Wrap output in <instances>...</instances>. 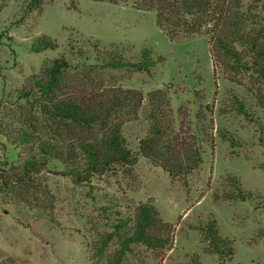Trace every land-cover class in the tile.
<instances>
[{"label": "rangeland", "instance_id": "obj_1", "mask_svg": "<svg viewBox=\"0 0 264 264\" xmlns=\"http://www.w3.org/2000/svg\"><path fill=\"white\" fill-rule=\"evenodd\" d=\"M28 3L0 0V126L31 130L36 125L34 109L20 100L18 91L46 63L66 56L73 65L88 66L70 73L88 76L89 88L103 80L108 87L145 94L166 91L170 106L164 111H170L175 130L182 127L204 141L203 164L189 176L176 178L140 158L132 168L77 185L54 162L42 176L55 199L53 222L43 216L32 220L36 212L23 208L26 212L20 215L19 207L0 195V261L14 257L29 264H98L94 253L101 239L113 233L120 218L133 217L140 203L150 201L175 228L174 245L170 250L137 247L125 264H220L204 250L198 230L213 218L220 236L233 241L235 256L227 264H264V108L251 94L261 83L234 69L209 36L172 41L158 27L154 11L108 1L43 0L28 14ZM244 10L256 21L249 28L264 37L263 4L248 2ZM42 36L53 39L58 48L31 52L32 42ZM145 48L157 61L149 73L91 67L96 58L98 63L107 60L109 51L138 62ZM236 97L245 102L251 119L237 110ZM143 112L123 130L134 151L148 134V102ZM210 138L213 146L206 141ZM21 152L0 136V161H16ZM229 176L237 177L253 197L217 201L215 194L223 197L229 189ZM117 247V241L111 242L107 253Z\"/></svg>", "mask_w": 264, "mask_h": 264}, {"label": "trees", "instance_id": "obj_2", "mask_svg": "<svg viewBox=\"0 0 264 264\" xmlns=\"http://www.w3.org/2000/svg\"><path fill=\"white\" fill-rule=\"evenodd\" d=\"M108 1L116 5L131 4L139 11H154L158 27L172 40L209 36L216 52L232 61L233 68L251 74L261 86L251 91L264 108V37L256 29L254 15L245 9V3L263 4L264 0H93ZM43 5V0H29L26 13ZM58 44L47 36L35 39L31 52L53 51ZM94 48L100 46L96 43ZM126 50V49H125ZM250 60V62H248ZM97 58L91 67L105 70H129L149 73L157 65L152 51H141L138 62L125 61L124 54L109 51V57ZM73 65L63 56L46 63L38 74L26 79L18 91L20 100L31 105L38 118L31 130L0 126V136L21 149L16 161H0V195L17 205L20 215L33 213L32 220L41 216L53 222L51 213L55 199L43 174L57 162L64 174L77 185L91 184L93 179L113 175L120 168L134 167L140 158L161 166L171 177H187L203 164V142L196 134L174 128L170 118V102L166 91L145 94L142 91L103 85V80L84 76L71 77ZM100 84V85H99ZM149 104L150 127L134 151L124 135V127L139 120ZM237 110L247 119L251 113L243 100H234ZM161 114H164L161 116ZM211 124V123H210ZM211 146L213 138L206 140ZM229 141H232L229 139ZM233 143V141H232ZM229 189L215 194L217 201H247L253 195L246 192L235 176L228 178ZM219 199V200H218ZM23 208V209H22ZM174 227L165 222L153 202L140 203L133 217L120 218L113 233L103 237L95 249L98 264H125L135 249L144 246L151 250H170L174 245ZM200 243L207 253L218 257L220 264L232 262L235 256L233 241L220 236L213 218L198 228ZM118 247L107 253L110 243ZM104 261V262H102ZM0 264H29L10 257Z\"/></svg>", "mask_w": 264, "mask_h": 264}]
</instances>
